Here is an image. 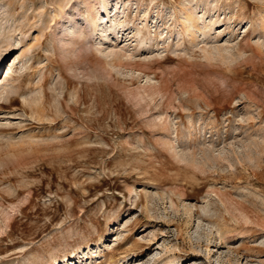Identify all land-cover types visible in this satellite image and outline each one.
Returning <instances> with one entry per match:
<instances>
[{"label":"rangeland","instance_id":"rangeland-1","mask_svg":"<svg viewBox=\"0 0 264 264\" xmlns=\"http://www.w3.org/2000/svg\"><path fill=\"white\" fill-rule=\"evenodd\" d=\"M0 63V264H264V0H0Z\"/></svg>","mask_w":264,"mask_h":264},{"label":"bare ground","instance_id":"bare-ground-1","mask_svg":"<svg viewBox=\"0 0 264 264\" xmlns=\"http://www.w3.org/2000/svg\"><path fill=\"white\" fill-rule=\"evenodd\" d=\"M74 33H76V32H74ZM76 36H83V31H79L78 33H76ZM3 62V61H2ZM1 64L2 63H0V67H1Z\"/></svg>","mask_w":264,"mask_h":264}]
</instances>
